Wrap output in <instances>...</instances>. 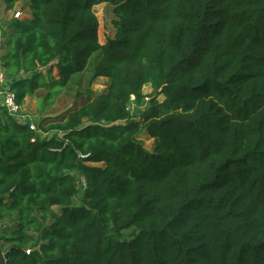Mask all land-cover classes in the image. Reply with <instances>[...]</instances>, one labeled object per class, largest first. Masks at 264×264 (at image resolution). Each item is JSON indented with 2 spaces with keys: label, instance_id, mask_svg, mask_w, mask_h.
I'll use <instances>...</instances> for the list:
<instances>
[{
  "label": "trees",
  "instance_id": "16d2710c",
  "mask_svg": "<svg viewBox=\"0 0 264 264\" xmlns=\"http://www.w3.org/2000/svg\"><path fill=\"white\" fill-rule=\"evenodd\" d=\"M20 2L30 16L0 30L19 105L43 91L47 108L96 54L109 85L38 132L0 106L7 264H264V0L1 4Z\"/></svg>",
  "mask_w": 264,
  "mask_h": 264
},
{
  "label": "rangeland",
  "instance_id": "374dc122",
  "mask_svg": "<svg viewBox=\"0 0 264 264\" xmlns=\"http://www.w3.org/2000/svg\"><path fill=\"white\" fill-rule=\"evenodd\" d=\"M94 13L98 20V30L97 37L100 44H104L107 40L112 39L114 36V29L112 27L111 21L113 19L112 8L106 4H100L93 8ZM19 11L23 17L30 16V11L25 9V6H17L12 12ZM11 12V13H12ZM12 19V15L9 12V15H6L3 10V5L0 3V30L2 32L8 33V25ZM5 38H0V55L4 54L5 51L2 48ZM98 62L97 54L94 55L88 65L87 70L79 75H76L72 78L70 84L62 90L59 95L54 96L50 99V104L47 108L44 107L43 99L46 97L47 93L40 91L38 96L35 98H28L25 101V104L22 106V113L25 115L27 120L33 122L36 126L38 121L42 117H56L61 116L65 117V111L72 107H77L81 103L92 100L95 97L105 94L109 85V80L106 78H96L93 79V70L95 65ZM56 71L53 72L55 76ZM144 95L150 96L152 90L149 86H145L142 90ZM159 101H162L163 98L159 97ZM149 102V98L146 99V103ZM144 107H141L140 110H143ZM136 106L131 98V103L129 105L130 114L134 115L136 113ZM41 137L44 138L43 134ZM139 139L143 141L144 148L152 152L154 149V141L150 139L145 132H142L139 135ZM79 179V185L83 188V178L77 176ZM81 197V194L79 195ZM76 205L80 204V201L77 200ZM3 248V253L5 249Z\"/></svg>",
  "mask_w": 264,
  "mask_h": 264
},
{
  "label": "built area",
  "instance_id": "2783aa9c",
  "mask_svg": "<svg viewBox=\"0 0 264 264\" xmlns=\"http://www.w3.org/2000/svg\"><path fill=\"white\" fill-rule=\"evenodd\" d=\"M21 17H23V15L19 11L15 12L13 15V18L15 19H19ZM9 84L10 83L0 72V106L3 107L7 114L12 117L19 125H27L31 131L38 132L37 125L35 126L32 121L27 120V117L23 115L22 106L17 103L15 95L10 91ZM83 187H85L84 179Z\"/></svg>",
  "mask_w": 264,
  "mask_h": 264
},
{
  "label": "water",
  "instance_id": "95a60500",
  "mask_svg": "<svg viewBox=\"0 0 264 264\" xmlns=\"http://www.w3.org/2000/svg\"><path fill=\"white\" fill-rule=\"evenodd\" d=\"M8 257H9V251L3 253L2 248L0 246V264H7Z\"/></svg>",
  "mask_w": 264,
  "mask_h": 264
},
{
  "label": "crops",
  "instance_id": "0c3cea01",
  "mask_svg": "<svg viewBox=\"0 0 264 264\" xmlns=\"http://www.w3.org/2000/svg\"><path fill=\"white\" fill-rule=\"evenodd\" d=\"M1 1H2V0H0V3H1ZM17 6H25V9H27V3H25V2H20V3H18V4L15 6V8H16ZM9 12H10V14H11L12 17H13L14 13L17 12V11H14V12L9 11ZM9 12H4V13H5L6 15H9ZM11 12H12V13H11Z\"/></svg>",
  "mask_w": 264,
  "mask_h": 264
}]
</instances>
